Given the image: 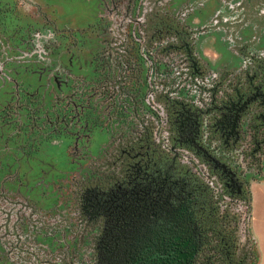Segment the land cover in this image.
Returning <instances> with one entry per match:
<instances>
[{
	"label": "flooded vegetation",
	"instance_id": "flooded-vegetation-1",
	"mask_svg": "<svg viewBox=\"0 0 264 264\" xmlns=\"http://www.w3.org/2000/svg\"><path fill=\"white\" fill-rule=\"evenodd\" d=\"M256 1L242 0V7ZM225 14H217L215 28L179 27L168 43L107 44L99 50L95 62L100 75L89 88L104 105L102 113L124 120L126 127L112 135L110 149L88 175L74 180L68 206L72 221H49L35 204L18 205L17 240L5 238L3 227L0 239L19 250L20 260L213 264L216 233L223 253L237 257L228 264H245L239 210L249 191L248 172L264 165V18L246 14L255 32L253 39H245L246 33L241 41L234 26L244 21L229 28ZM224 29L233 48L218 51L215 42L203 43L204 35ZM124 55L125 61L118 59ZM92 109L80 103L73 108L80 128L86 110ZM227 207L239 209L229 222V236L218 227ZM25 224L44 239L64 242L71 234L78 247L63 248L55 259L33 242L27 245L30 251H22Z\"/></svg>",
	"mask_w": 264,
	"mask_h": 264
},
{
	"label": "rangeland",
	"instance_id": "rangeland-1",
	"mask_svg": "<svg viewBox=\"0 0 264 264\" xmlns=\"http://www.w3.org/2000/svg\"><path fill=\"white\" fill-rule=\"evenodd\" d=\"M128 1L0 0V194L9 201L35 204L49 221L56 217L72 221L68 206L74 180L88 175L110 149L112 135L126 127L124 120H111L102 113L104 105L89 88L100 75L95 59L103 46L121 32L136 34L137 22L154 1L192 29L215 28L217 14L224 11L229 28L244 21L234 26L241 41L246 33L250 36L245 39H253L255 32V23L246 14L264 18L259 0L250 8L242 7V0H135L132 16L137 22L129 23L123 19ZM230 36L225 29L212 31L204 35L203 43L215 42L214 50H228L234 47ZM53 37L58 46L52 54L36 48ZM206 50L217 66L212 48ZM78 103L94 108L86 110L84 128L78 126L73 110ZM247 180L251 211L246 215V208L242 209L254 244L255 259L250 264H264V165L261 171L248 172ZM34 229L23 226L22 251H30L27 245L33 242L47 258L55 259L63 248L78 247L71 234L62 242L37 236ZM11 247L0 239V264H26L19 259V250Z\"/></svg>",
	"mask_w": 264,
	"mask_h": 264
},
{
	"label": "trees",
	"instance_id": "trees-1",
	"mask_svg": "<svg viewBox=\"0 0 264 264\" xmlns=\"http://www.w3.org/2000/svg\"><path fill=\"white\" fill-rule=\"evenodd\" d=\"M139 8V7H138ZM137 10L136 8V1L129 0L126 3V16L123 18L125 21L129 23L133 19V12ZM137 19H133L134 22ZM137 33L134 35H129L128 32H121L117 39H112L109 41L108 44H117L119 46L122 45H129V44H163L168 43L176 33V30L179 27L185 28L183 24L179 25L178 18L173 17L169 13L164 12L161 3L158 1H154L150 8L145 15V18L139 22H137ZM55 36V35H54ZM51 38V37H50ZM54 38L46 40V43L43 46H37L36 48L41 52L45 53L46 55L52 54L55 47L58 46L57 43L54 42ZM51 40V41H50ZM49 43V44H48ZM110 50L107 51V53ZM117 52L126 53V48H118ZM108 59H110L108 57ZM118 59L126 60V56H118ZM125 68V64L123 65ZM123 79H125L123 77ZM70 100L73 102L72 97ZM19 201L8 200L6 195L3 193L0 194V234L2 227L6 230L4 237L10 239L12 242L17 238L16 236V223L19 221V214L21 212V208H19ZM242 208H246V215L251 211V194L248 191L245 195L242 203ZM239 210V209H238ZM237 210V211H238ZM237 211L233 210L231 207L225 208L221 213L223 214L222 217V224H218V227L222 230V233L226 236H229L228 230L230 229L229 222L233 218V215L238 214ZM240 217L243 218L244 216V226L242 228L243 234L240 236L242 239V245L245 251V264H250L255 259L254 253V244L250 234V231L247 226L246 222V215L243 209L239 210ZM240 218V219H241ZM216 227V226H215ZM222 240L214 233V258L213 264H228L233 260H236L237 257L226 255L223 251L219 248L222 244ZM13 244V243H12ZM217 247V248H216Z\"/></svg>",
	"mask_w": 264,
	"mask_h": 264
}]
</instances>
